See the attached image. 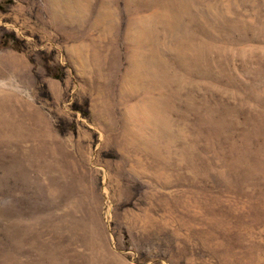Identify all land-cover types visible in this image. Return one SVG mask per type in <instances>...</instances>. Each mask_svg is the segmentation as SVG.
Instances as JSON below:
<instances>
[{
	"label": "rangeland",
	"instance_id": "obj_1",
	"mask_svg": "<svg viewBox=\"0 0 264 264\" xmlns=\"http://www.w3.org/2000/svg\"><path fill=\"white\" fill-rule=\"evenodd\" d=\"M187 1L116 0L110 36L97 0L77 31L0 0V264H264V0ZM142 55L162 72L131 92Z\"/></svg>",
	"mask_w": 264,
	"mask_h": 264
},
{
	"label": "bare ground",
	"instance_id": "obj_2",
	"mask_svg": "<svg viewBox=\"0 0 264 264\" xmlns=\"http://www.w3.org/2000/svg\"><path fill=\"white\" fill-rule=\"evenodd\" d=\"M98 7L96 8L95 15L93 18V24L95 28L101 29L104 34H108L111 36L112 32L114 31V19L115 13L113 10L114 3L116 0H97ZM125 6L132 7L133 5H139L140 8L135 11L137 16H140V12L142 9H153L152 10V17L153 21L165 20V16L160 15V11L168 10L170 11V15L176 20L181 19L182 15L189 17V10L193 8L192 1L187 0H124ZM197 2V1H194ZM46 6L48 11L50 12L51 18L55 22H61L64 25H68L69 27L76 28V31L79 30L84 22L91 16V5L92 0H45ZM148 6H150L148 8ZM183 16V17H184ZM175 27L174 31L177 32L179 27L178 22H174ZM153 23L145 20L140 21L137 24L138 32L133 40L134 43H150L154 46L159 45L157 37L154 33L151 32L153 28ZM167 31V30H166ZM75 32V31H74ZM168 32V31H167ZM180 34L177 36L178 40H175V45L177 47L176 52L179 53L181 50H184V53L181 52V57L184 59V63L192 60H196L197 56L200 54V47L195 44V40L192 34H190L187 30L180 29ZM75 38V37H74ZM170 43V42H169ZM83 47L78 48L74 52H83ZM190 51L194 53L191 57L185 54V51ZM73 51H70L72 53ZM92 56V55H91ZM82 57L80 61H82ZM98 56L93 54L92 60H97ZM153 57L142 55L136 62H134L135 72L131 73L130 76L126 75L127 79H129L130 85L134 91H144L148 88H153L157 85V79H155V74H160L159 71L161 65L160 63H152ZM83 65H87L82 61ZM155 65V66H153ZM153 66V72L150 73V67ZM162 72V71H161ZM128 74V73H127ZM130 74V73H129ZM153 77V80L151 79ZM160 83V82H159Z\"/></svg>",
	"mask_w": 264,
	"mask_h": 264
}]
</instances>
